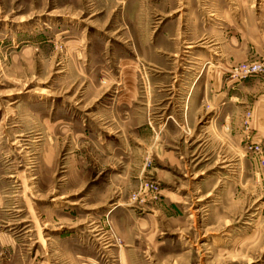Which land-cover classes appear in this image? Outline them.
Here are the masks:
<instances>
[{
	"label": "rangeland",
	"instance_id": "rangeland-1",
	"mask_svg": "<svg viewBox=\"0 0 264 264\" xmlns=\"http://www.w3.org/2000/svg\"><path fill=\"white\" fill-rule=\"evenodd\" d=\"M242 60L264 0H0V264H264Z\"/></svg>",
	"mask_w": 264,
	"mask_h": 264
},
{
	"label": "crops",
	"instance_id": "crops-1",
	"mask_svg": "<svg viewBox=\"0 0 264 264\" xmlns=\"http://www.w3.org/2000/svg\"><path fill=\"white\" fill-rule=\"evenodd\" d=\"M216 81L218 80L216 79ZM217 83L219 87L220 82H216V84ZM220 84L222 85V83ZM261 87H264V81L261 82L259 86H256L255 84H243L240 87H237L239 88L238 93L235 91L230 92L229 94L226 89L221 90L220 88H215L214 92L208 93L207 96H203L201 98V103L205 106L207 105L209 109H214V112H216L217 109L219 110L226 108L227 106L224 104L227 101L229 103V106L234 105L236 107L237 105H235V103H238L239 107L243 110H249L250 129L248 131L250 133L249 135L251 139H264V89H262ZM190 94L191 91L189 89V91L187 92L188 99ZM228 114H225V117H228L229 119ZM236 141V136H233V138H231V136L229 137V146L232 147V150L235 153L237 148ZM195 156H199V153L196 152Z\"/></svg>",
	"mask_w": 264,
	"mask_h": 264
},
{
	"label": "built area",
	"instance_id": "built-area-1",
	"mask_svg": "<svg viewBox=\"0 0 264 264\" xmlns=\"http://www.w3.org/2000/svg\"><path fill=\"white\" fill-rule=\"evenodd\" d=\"M264 70V61L261 60H242L233 65L226 74V84L232 85L249 76ZM249 111L246 112L245 118L248 119ZM245 151L253 152L258 158L259 172L264 178V140H251L246 142Z\"/></svg>",
	"mask_w": 264,
	"mask_h": 264
}]
</instances>
